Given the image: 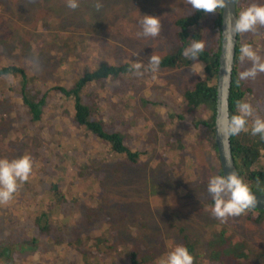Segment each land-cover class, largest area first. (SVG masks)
<instances>
[{"label":"rangeland","instance_id":"rangeland-1","mask_svg":"<svg viewBox=\"0 0 264 264\" xmlns=\"http://www.w3.org/2000/svg\"><path fill=\"white\" fill-rule=\"evenodd\" d=\"M78 2L79 7L72 9L67 0H0V64L8 61L26 67L39 81L31 82L38 95H46L42 120L36 124L12 97L0 93V158L30 155L33 161L29 179L9 201L0 203V264H84L81 259L87 264H112L117 258V264H127V254L119 257L115 251H105L100 242L105 238L103 228L112 233L117 216L121 218L119 212L125 217L140 216L142 227L132 236H138L137 245L146 250L162 244L159 250L167 253L176 245L173 238L179 235L178 227L204 245L214 241L213 234L226 230L242 250L235 256L236 264H264V215L257 223L243 215L222 223L210 211L207 185L217 166L215 152L207 145L212 138L207 129L191 128L193 121L207 120L210 110H192L183 100L184 91L203 78L204 63L191 59L183 68L159 66L156 72L147 64L152 54L162 58L174 51V21L195 9L188 0ZM253 2L259 0H239L237 13ZM142 15L159 18L157 37L139 34ZM198 28L197 41L204 43V49L214 47L217 36L210 13L203 16ZM242 44L251 45L264 57V27L238 33V46ZM135 61L144 63L140 75ZM240 62L238 75L252 66L250 61L241 66ZM123 63L130 65L129 71L116 78L118 81L105 80L104 93L100 91L93 102L109 131L120 134L139 154L135 164L112 155L104 143L77 128L72 122V99L51 90L72 89L80 76L101 64ZM41 76L47 81H41ZM7 79L13 81H5L9 85L21 87L13 75ZM243 81L244 100L253 105L255 115L264 116V72ZM96 84L87 89L97 90ZM252 126L249 118L247 129ZM89 148L93 158L87 156ZM263 165L260 157L259 166ZM70 176L79 179L73 182ZM52 184L65 200L59 202L51 194ZM89 201L93 213L87 214L84 206ZM115 203L121 207L117 214L108 207ZM77 226L76 233L67 234ZM159 232L164 238L150 242ZM77 237L83 244L74 242ZM71 240L73 244L67 247ZM127 245L132 248L131 243ZM232 247L227 243L226 248ZM159 258L153 262L158 264ZM223 260L226 264L225 257ZM200 262L194 259V264Z\"/></svg>","mask_w":264,"mask_h":264},{"label":"trees","instance_id":"trees-1","mask_svg":"<svg viewBox=\"0 0 264 264\" xmlns=\"http://www.w3.org/2000/svg\"><path fill=\"white\" fill-rule=\"evenodd\" d=\"M238 1L239 0H236V5H239ZM205 14L207 13L195 10L191 15L180 17L174 21L176 48L171 52V54H168L161 58V67L169 69H180L190 64L191 58L185 56L184 51L191 45V43L198 40V25ZM210 14L213 19L214 31L217 36V47L215 45L214 47L204 49L199 53L197 58L204 63V76L203 78L199 77V79L196 80L190 88L184 91L183 100L186 105L192 108V110L198 109L199 107H207L210 110V117L207 120H195L191 123V128L195 129L200 127L208 130L207 132L212 140L210 139V144L207 145L215 152L214 159L217 163V166L214 169L215 175H221L222 171L217 154V148L215 143L213 142L216 105V77L220 51L219 43L221 12L220 9H218L217 13ZM240 47L241 46H238L237 43L236 57L230 87L229 114L236 113L237 102L244 100V96L246 93L244 81L239 79V75L237 74L238 72L236 70V65L239 62L238 53L240 56ZM241 63L242 62H240V66ZM129 67L130 65H128L127 63H123L122 65L118 66L114 64H101L94 70L88 71L80 76L79 79L74 82V86L72 89L66 90L60 87H52L51 90L62 92L65 98L72 99V122L77 128H80L86 133L93 136L96 142L104 143L112 155H121L125 162L135 164L138 161L139 154L132 151V149L128 147L127 144H125L120 134L109 131V129L105 126V122L100 117L99 106L95 102H93V97L98 98L100 91L104 93L106 89L104 86L106 84L104 82L105 80L109 79L112 82L118 81V79L116 78H118L121 74H125L126 72H128L130 69ZM10 75L14 76L16 82H18L19 86L21 85V87L9 85L5 82L8 80L7 77H9ZM17 76L20 77L18 78L19 80L16 79ZM40 80L47 81V78L43 79L41 76ZM8 81L13 83V81L10 79ZM31 82L35 84L39 81L36 77H32L29 75L26 67L17 66L16 64L9 63L8 61L0 64V85H3V87L0 88V93L2 95L12 97V100L17 102V106H19V108L24 111L26 116L30 117L31 123L40 124L42 120L43 108L45 106L46 95L44 94V96H39V92L35 90ZM96 83H99L97 90L87 89L92 84L97 85ZM82 92H84L85 95H82ZM247 131L252 135V138H250L249 133L245 131H242L238 135L231 136V150L235 166L240 177L243 178V180L249 185L252 191L256 193H264V165L259 166L260 157L264 158V138H262L260 135H253L251 129L249 128L247 129ZM77 143L80 144L79 141H77ZM87 156L89 158L94 157L93 150L91 148L88 149ZM64 170L65 169L62 168L61 172H63ZM70 179L75 182L79 178L70 176ZM55 188H57V185L52 184L50 190H53V192L51 194H56V199L59 200V202L60 200H65L63 198V194L59 193L57 190H54ZM92 198L94 197H89L90 200ZM211 204L212 199L209 201L210 206ZM108 207L115 214H117L116 211L121 209L118 203L113 204L112 208L108 204ZM89 208L93 210L90 201L87 205L84 206V211L87 212V214L88 212L93 213V211H91ZM118 214L121 215V218L118 219L119 216H117V220L112 227V233L109 228H103L102 230V237L104 236L105 238H102L100 242L102 246L106 248L105 251H115L114 254H119V257L123 253L127 254V264H155L153 261H155L156 256L161 257L166 253L163 250H159L161 248L163 249L164 245L159 244V246L162 247L157 246L152 251L148 249L150 252L138 246L137 244L141 239L137 238L138 236L133 237L132 235L133 232L135 233V231L140 230L142 227L140 216L127 215V217H125L122 212H119ZM241 215H243L247 221L257 223L260 219L259 216L264 215V211L249 209ZM126 218H129L128 222L126 225H123L122 222ZM139 220L141 221L140 224H138ZM44 228L45 227H43L42 229ZM78 228L79 226L75 227L74 231L71 230L67 234L70 235L72 233H76ZM185 231L186 230L183 227H178L179 235L178 237L173 239L176 242V245L186 246L197 261L205 262L206 264H224L223 258L225 257L226 264H236L235 256L239 254L241 255L242 253V250L237 249V242L232 240L229 231L222 230L217 234H213L212 240L214 239V241L212 243L210 242V245L207 243L206 245L201 244L198 237H189L185 233ZM161 234L162 232H159L157 235L152 236L153 238L150 237L149 241H161V238H164L161 237ZM110 237H112V240L108 239ZM166 238L170 239L171 236L168 235ZM74 242L83 244V240L78 237L75 238ZM214 242H216L217 246L219 245V247L215 248ZM128 243H131L132 248L127 245ZM227 243L232 244L233 247L231 249L226 248ZM72 244L73 240L67 243V247H70ZM206 248L208 249V253L206 252ZM236 249L238 250L237 253ZM5 252L7 253V251ZM203 255L206 257V259H208L207 261L206 259H203ZM91 257L92 256H90V258ZM118 259L119 258L115 259L112 264H117ZM81 260L84 262V264H87V261L85 259ZM94 263L95 262H89V264Z\"/></svg>","mask_w":264,"mask_h":264},{"label":"clouds","instance_id":"clouds-1","mask_svg":"<svg viewBox=\"0 0 264 264\" xmlns=\"http://www.w3.org/2000/svg\"><path fill=\"white\" fill-rule=\"evenodd\" d=\"M191 7L204 13H217L226 6V0H188ZM67 6L72 9L79 7L78 0H67ZM99 4L97 7L99 8ZM140 35L157 37L161 31L158 17L142 15L139 20ZM264 27V0L253 2L242 9L235 19L227 26L229 37L238 33L254 32ZM204 43L196 41L185 49L184 55L196 60L204 49ZM241 62H251V67L239 73L240 80L255 78L264 72V57L249 44L240 47ZM137 75L144 63L133 62ZM153 72L159 70L161 58L152 54L147 63ZM236 113L228 114L217 120V132L224 137H231L247 130L249 118H252V134L264 138V116L255 115L253 105L245 100L237 102ZM33 161L30 155L9 160L0 158V203L9 201L18 190L21 183L26 182L32 172ZM207 191L212 199L211 214L219 221L226 222L230 217H237L257 205V197L249 185L236 172L213 175L208 180ZM194 256L183 245H175L159 258L158 264H194Z\"/></svg>","mask_w":264,"mask_h":264},{"label":"water","instance_id":"water-1","mask_svg":"<svg viewBox=\"0 0 264 264\" xmlns=\"http://www.w3.org/2000/svg\"><path fill=\"white\" fill-rule=\"evenodd\" d=\"M220 12V51L216 77L214 142L217 148V154L222 174L236 172L239 175L232 155L231 137L221 136L217 132V120L229 114L230 87L236 57L238 34H234L229 37L227 26L237 16L236 0H226V6L220 9ZM252 193L257 197V205L252 209L257 211H264V193H256L254 191H252Z\"/></svg>","mask_w":264,"mask_h":264},{"label":"bare ground","instance_id":"bare-ground-1","mask_svg":"<svg viewBox=\"0 0 264 264\" xmlns=\"http://www.w3.org/2000/svg\"><path fill=\"white\" fill-rule=\"evenodd\" d=\"M237 59V58H236Z\"/></svg>","mask_w":264,"mask_h":264}]
</instances>
